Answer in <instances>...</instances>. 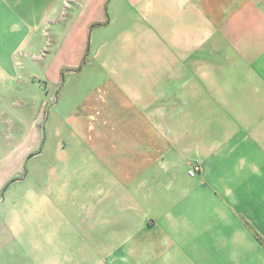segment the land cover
<instances>
[{
	"label": "crops",
	"instance_id": "0c3cea01",
	"mask_svg": "<svg viewBox=\"0 0 264 264\" xmlns=\"http://www.w3.org/2000/svg\"><path fill=\"white\" fill-rule=\"evenodd\" d=\"M72 204L79 264H264V0H0V237Z\"/></svg>",
	"mask_w": 264,
	"mask_h": 264
},
{
	"label": "rangeland",
	"instance_id": "374dc122",
	"mask_svg": "<svg viewBox=\"0 0 264 264\" xmlns=\"http://www.w3.org/2000/svg\"><path fill=\"white\" fill-rule=\"evenodd\" d=\"M90 67L93 64L92 59L90 58V61L88 62ZM88 67L83 74L79 76L76 75H71L70 72H68V78L71 80H77V79H82L85 81L91 82L93 80V74L91 72V68ZM38 74V73H37ZM66 73H64L65 75ZM70 74V75H69ZM53 129L52 130V136H51V141L53 142L54 139V133L55 127L53 124ZM73 129V131H71ZM64 135L62 142L65 144H70L71 146H76L73 144V141L71 138H73L76 134L78 135L79 139V126L77 128L75 127H67V131L63 130ZM79 141V140H78ZM79 145V144H78ZM53 158L47 157L48 161L54 162L52 160ZM65 169L66 173H71L72 171H77L79 168L75 167H66ZM45 172L47 169L43 168L40 172ZM37 182H40L39 179L34 176H29L26 180L24 181H16L12 183L11 185L9 184V190L8 191H25L26 187L31 186V188L36 189V184ZM70 196V195H69ZM77 196L76 200H79V196ZM71 200H73L71 198ZM68 205L67 206V214L65 218L68 220L71 218L72 214L69 213L73 209ZM55 209V208H54ZM64 210H66L64 208ZM59 215V212L56 211L54 214H52V218H50L51 225H38L33 228H29L30 231H33L34 236H32V241L30 245L26 242V244H23L21 246H16V242L11 239L7 238H2L0 237V257H11L12 255L21 258V260H27V257L31 260V264H79L80 261H87L88 256H90V247H87L88 245L85 243H82L79 241V222H77V225L72 226L69 223L63 224H58V219L59 217H56ZM38 217L37 219L39 220H45V218L42 216H35ZM49 219V218H48ZM6 225V224H5ZM67 225V227H65ZM69 226V228H68ZM38 227H41L42 229H36ZM44 230V231H43ZM67 230V233H64ZM52 232L53 234L51 235L50 233ZM60 234L62 236L60 237ZM64 234V235H63ZM63 239L65 241V244H60L57 243L60 239ZM50 239L52 241H50ZM67 240V241H66ZM16 244V245H15ZM19 247V248H16ZM98 254H97V260H101L102 263L105 262V258L108 254L107 249H104L102 247H99V249H96ZM23 264V263H20Z\"/></svg>",
	"mask_w": 264,
	"mask_h": 264
},
{
	"label": "built area",
	"instance_id": "2783aa9c",
	"mask_svg": "<svg viewBox=\"0 0 264 264\" xmlns=\"http://www.w3.org/2000/svg\"><path fill=\"white\" fill-rule=\"evenodd\" d=\"M200 170H201L200 165H195L189 171V175L192 176V177H194Z\"/></svg>",
	"mask_w": 264,
	"mask_h": 264
},
{
	"label": "trees",
	"instance_id": "16d2710c",
	"mask_svg": "<svg viewBox=\"0 0 264 264\" xmlns=\"http://www.w3.org/2000/svg\"><path fill=\"white\" fill-rule=\"evenodd\" d=\"M65 72V71H64ZM64 72H63V77H64Z\"/></svg>",
	"mask_w": 264,
	"mask_h": 264
}]
</instances>
